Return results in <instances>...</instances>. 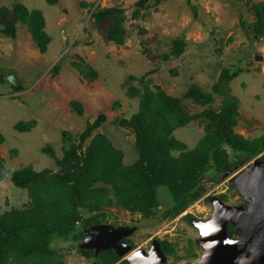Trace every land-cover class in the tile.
Here are the masks:
<instances>
[{"label": "rangeland", "instance_id": "374dc122", "mask_svg": "<svg viewBox=\"0 0 264 264\" xmlns=\"http://www.w3.org/2000/svg\"><path fill=\"white\" fill-rule=\"evenodd\" d=\"M140 2L0 0V9L11 11L14 4L23 3L30 10H41L51 38L42 53L26 24L17 23L14 38L5 36L0 25V130L6 137L0 143V155L8 166L20 169L32 165L38 171L57 172L54 158L43 148L50 144L61 158L65 147L62 132L78 135L100 113L107 119L93 135L105 134L123 151L124 163H134L138 158L135 133L116 124L117 119L129 118L138 110L139 98L127 93L130 85H140L131 76L147 75L168 94L182 96L192 84L212 93L222 69L239 67L241 74L230 83L231 93L240 101L235 131L253 141L264 138V35L258 36L253 30V6L264 0H146L145 6ZM104 7L123 10L122 26L127 31L124 44L108 39L111 21L98 23L93 18V13ZM177 38L185 41L184 52L164 60L162 54ZM259 57L262 60H257ZM57 65L60 70L54 74ZM214 96L210 105L192 100H184V104L191 114L199 115L206 108L220 107L223 96ZM72 101L82 103V114ZM21 120H33L35 125L30 131H19L15 125ZM204 126L203 119L198 118L174 130L173 136L191 150L204 136ZM228 151L234 161L231 175L225 177L229 172L220 174L209 165L199 179L203 195L181 212L174 210L176 201L170 190L160 186L159 203L148 217L117 206L94 211L82 208L76 226L81 228L82 222L89 220L90 225L81 228L83 238L86 230L98 224L135 226L130 244L149 248L152 240L159 239L170 244L171 251L165 253L168 264H198L204 249L197 245L198 229L188 219H210L214 208L208 198L212 196L229 205L243 204L230 177L264 154L263 150L238 161L239 156ZM29 200L26 188L0 181V214L22 208ZM83 238L62 236L53 240L63 264H103L99 255L87 257L78 251Z\"/></svg>", "mask_w": 264, "mask_h": 264}, {"label": "trees", "instance_id": "16d2710c", "mask_svg": "<svg viewBox=\"0 0 264 264\" xmlns=\"http://www.w3.org/2000/svg\"><path fill=\"white\" fill-rule=\"evenodd\" d=\"M140 4L145 6L146 0H141ZM253 12V30L263 36L264 2L255 4ZM8 15L11 17L7 18ZM122 15L123 10L117 7H104L93 13L98 23L111 21L107 37L120 45L127 37ZM18 22L28 26L40 52L45 53L51 38L45 30L42 11L30 10L23 3L14 4L11 11L0 9L1 32L5 36L16 37ZM185 46L184 40L174 39L162 58L167 61L180 57ZM59 70L57 65L53 73L58 74ZM241 72L239 67L224 68L212 93L192 84L182 96L168 94L161 86L153 84L147 75L131 76L130 79L137 80L140 85H130L127 93L139 98L138 110L129 118L117 119L116 124L135 133L138 158L132 164L124 163L123 151L105 134L93 135L106 121L105 113H100L93 122L89 121L78 135L62 132L65 147L61 158L50 144L43 148L44 153L54 158L59 167L57 172L38 171L32 165L14 169L0 155V181L9 180L16 187L26 188L30 198L24 207L0 214V264H63L52 242L62 236H73L76 240L83 238L81 228L88 227L90 222L84 220L81 228L76 226L82 208L94 211L117 206L148 217L159 203L158 188L165 186L176 201L174 210L181 212L203 195L204 188L199 185V179L209 165L220 174L232 170L234 161L228 149L239 156L238 161L263 151L264 138L253 141L235 131L240 101L231 93L230 83ZM214 94L223 96L218 109L206 108L197 115L191 114L184 104V100H192L198 105H210L215 100ZM71 104L79 114L83 113L81 102L72 101ZM198 118L204 121L205 134L194 149L188 150L173 132ZM34 125L33 120H21L15 128L24 132ZM5 138L0 130V143ZM260 159L264 161V154ZM229 231L230 236L239 235L232 225ZM169 247L170 244L162 241L165 253L171 251ZM78 251L87 257L95 256L93 250L78 248ZM98 258L103 264H114L119 260L112 250L101 252Z\"/></svg>", "mask_w": 264, "mask_h": 264}, {"label": "water", "instance_id": "95a60500", "mask_svg": "<svg viewBox=\"0 0 264 264\" xmlns=\"http://www.w3.org/2000/svg\"><path fill=\"white\" fill-rule=\"evenodd\" d=\"M257 60H262V57ZM230 175L231 172L225 177ZM230 183L244 203L229 205L218 196L210 197L214 208L211 218L216 217L218 223L222 225V231L207 238L200 237L197 245L202 247L205 240H219L220 244L211 250V255L206 259L203 248L198 264H264V161L259 157L254 159L234 173L230 177ZM200 221L206 220H194V222ZM230 225L239 232V239L230 236ZM136 229L135 226L115 228L110 224L94 225L86 230L79 248L94 250L95 256L103 251L113 250L119 258L124 259L125 255L133 250L124 238L130 236ZM86 239L87 242H85ZM225 240L236 241V243L225 244ZM123 244L126 247H123ZM153 246L161 258V264H168L161 241L154 239ZM141 251L145 253L144 250L141 249Z\"/></svg>", "mask_w": 264, "mask_h": 264}, {"label": "clouds", "instance_id": "9594fccd", "mask_svg": "<svg viewBox=\"0 0 264 264\" xmlns=\"http://www.w3.org/2000/svg\"><path fill=\"white\" fill-rule=\"evenodd\" d=\"M194 226L196 229H198V233L201 238L217 235L222 231V225L218 223L215 216L206 221L194 222ZM85 242H87V239ZM224 243L234 244L236 241L225 240ZM219 244V240H205V242H203L201 245L202 248L205 249L204 258L206 259L208 256H210L211 250ZM122 246L126 247L124 244ZM124 258L129 260L130 264H161V258L155 251L154 246L148 249L147 256L144 255L140 248H136L128 252Z\"/></svg>", "mask_w": 264, "mask_h": 264}, {"label": "flooded vegetation", "instance_id": "af4514ba", "mask_svg": "<svg viewBox=\"0 0 264 264\" xmlns=\"http://www.w3.org/2000/svg\"><path fill=\"white\" fill-rule=\"evenodd\" d=\"M208 200L210 201V197L208 198ZM189 220V222L193 225V223H194V220H200V219H197V218H195V219H193V218H189L188 219ZM201 220H203V219H201ZM206 220H208V219H206ZM98 225H102V224H98ZM110 225H112V224H110ZM112 226H114L115 228H117V227H119V226H115V225H112ZM125 226H127V225H125ZM125 226H123V227H125ZM132 227V226H131ZM135 231H137V229L135 230ZM134 231V232H135ZM133 232V233H134ZM132 233V234H133ZM132 234L130 235V236H126L125 238H124V240L128 243V244H130V237L132 236ZM161 241V240H160ZM152 242H153V240L151 241V243H150V246H149V248H151L152 247ZM132 247H133V250L134 249H136V248H140V249H142V250H144L145 251V253H144V255L145 256H147V254H148V249L149 248H142V247H135L134 245H132V244H130ZM161 246H162V241H161ZM163 250V249H162ZM94 251V250H93ZM113 251V250H112ZM164 252V251H163ZM165 253V252H164ZM95 254V253H94ZM127 263V264H129V261L128 260H126L125 258L123 259V258H119V260L117 261V262H115L116 264H124V263Z\"/></svg>", "mask_w": 264, "mask_h": 264}]
</instances>
